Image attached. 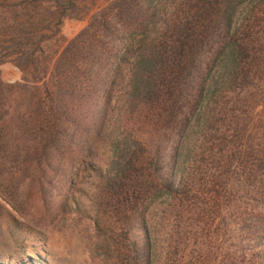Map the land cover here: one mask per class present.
<instances>
[{
	"label": "trees",
	"instance_id": "trees-1",
	"mask_svg": "<svg viewBox=\"0 0 264 264\" xmlns=\"http://www.w3.org/2000/svg\"><path fill=\"white\" fill-rule=\"evenodd\" d=\"M76 1L42 0L55 34ZM108 1L52 57L33 14L0 39L44 83L36 134L109 143L90 217L114 264H264V0Z\"/></svg>",
	"mask_w": 264,
	"mask_h": 264
},
{
	"label": "rangeland",
	"instance_id": "rangeland-1",
	"mask_svg": "<svg viewBox=\"0 0 264 264\" xmlns=\"http://www.w3.org/2000/svg\"><path fill=\"white\" fill-rule=\"evenodd\" d=\"M24 2L0 0V39L8 36L13 22L33 14L43 28L39 36H53L45 45V59L87 28L91 16L109 3L77 0L74 15L64 18L55 34V6L37 0L40 8L30 11L34 7L29 6L27 15L21 9ZM6 52H0V59ZM25 80L32 76L21 72L13 57L0 63V264H114L117 237L104 236L90 217L101 184L95 168H106L110 145L75 128L71 135L78 147L42 143L35 127L37 106L31 101L44 92V83ZM86 138V147L80 148Z\"/></svg>",
	"mask_w": 264,
	"mask_h": 264
}]
</instances>
